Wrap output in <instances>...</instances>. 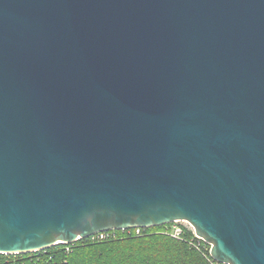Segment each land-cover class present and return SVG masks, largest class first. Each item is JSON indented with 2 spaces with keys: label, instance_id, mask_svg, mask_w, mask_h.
Returning <instances> with one entry per match:
<instances>
[{
  "label": "water",
  "instance_id": "obj_1",
  "mask_svg": "<svg viewBox=\"0 0 264 264\" xmlns=\"http://www.w3.org/2000/svg\"><path fill=\"white\" fill-rule=\"evenodd\" d=\"M176 222L264 264V0H0V254Z\"/></svg>",
  "mask_w": 264,
  "mask_h": 264
},
{
  "label": "trees",
  "instance_id": "obj_2",
  "mask_svg": "<svg viewBox=\"0 0 264 264\" xmlns=\"http://www.w3.org/2000/svg\"><path fill=\"white\" fill-rule=\"evenodd\" d=\"M170 225V224H169ZM169 225L141 229V235L134 231H116V238L103 242L79 239L69 246L50 248L46 253L24 255L17 264H212L208 245L197 239L193 231L182 227L180 239L164 231ZM6 257L0 254V264H6ZM12 258V257H10Z\"/></svg>",
  "mask_w": 264,
  "mask_h": 264
},
{
  "label": "built area",
  "instance_id": "obj_3",
  "mask_svg": "<svg viewBox=\"0 0 264 264\" xmlns=\"http://www.w3.org/2000/svg\"><path fill=\"white\" fill-rule=\"evenodd\" d=\"M190 229L193 231L192 228H190ZM131 230L134 231V235L135 236H140L141 235V232H140L141 229L136 228V229H131ZM131 230H122V232L127 231L128 233H130ZM164 233L170 235L173 238L180 239V236L182 234V227H180V226H173V227L165 230ZM193 234H194V232H193ZM116 237H117L116 236V230H112V231H106V232L96 233V234L90 236L87 239L90 242H103V241H106V240H113ZM77 241H75V242H77ZM75 242L70 243V244H56V245H54L51 248H54V247L59 246V245H64L65 251L66 252H69V251H71V248L69 246L73 245ZM208 247H209V245H208ZM48 249H50V248H48ZM48 249L41 250V251H36V252H32V253H28V255H36V256H38L41 253H46ZM209 249H210V247H209ZM3 255H5L6 257H9L6 260V264H17L18 261H20L22 259V256L27 255V254H3ZM10 257H12V258H10ZM212 264H221V263H218V262H216V261L213 260V263Z\"/></svg>",
  "mask_w": 264,
  "mask_h": 264
},
{
  "label": "rangeland",
  "instance_id": "obj_4",
  "mask_svg": "<svg viewBox=\"0 0 264 264\" xmlns=\"http://www.w3.org/2000/svg\"><path fill=\"white\" fill-rule=\"evenodd\" d=\"M171 225V226H170ZM169 226L170 227H168V228H171V227H173V226H180V227H183V228H191L190 226H189V224H187V223H185V222H176V223H172V224H170Z\"/></svg>",
  "mask_w": 264,
  "mask_h": 264
}]
</instances>
